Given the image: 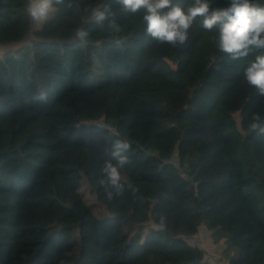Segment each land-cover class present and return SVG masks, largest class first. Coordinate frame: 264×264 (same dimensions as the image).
Returning a JSON list of instances; mask_svg holds the SVG:
<instances>
[{
	"label": "trees",
	"instance_id": "trees-1",
	"mask_svg": "<svg viewBox=\"0 0 264 264\" xmlns=\"http://www.w3.org/2000/svg\"><path fill=\"white\" fill-rule=\"evenodd\" d=\"M29 4L0 0V45L33 34L0 56V264H214L186 239L202 224L229 264H264V174L240 156L249 145L264 173V96L243 78L264 49L233 60L201 18L183 44L158 43L119 0L53 3L33 31ZM117 141L130 148L112 186Z\"/></svg>",
	"mask_w": 264,
	"mask_h": 264
},
{
	"label": "clouds",
	"instance_id": "clouds-1",
	"mask_svg": "<svg viewBox=\"0 0 264 264\" xmlns=\"http://www.w3.org/2000/svg\"><path fill=\"white\" fill-rule=\"evenodd\" d=\"M62 0H30L27 12L33 20L45 18L53 3ZM123 11L130 14L142 12L146 33L158 43L175 46L187 40L188 31L198 18L202 27L211 31L218 27V49L229 54L233 60L248 57L253 48L264 49V5L256 0H227V7H212V0H190L186 7L174 0H119ZM97 19L103 20L104 13L98 12ZM79 35L83 36L84 33ZM243 78L247 84L264 96V54L248 62ZM257 125H253L256 128ZM264 133V127L260 128ZM114 158L118 166L108 163L104 172L107 182L119 185L120 168L128 163L122 155L130 148L127 142L115 143Z\"/></svg>",
	"mask_w": 264,
	"mask_h": 264
},
{
	"label": "rangeland",
	"instance_id": "rangeland-1",
	"mask_svg": "<svg viewBox=\"0 0 264 264\" xmlns=\"http://www.w3.org/2000/svg\"><path fill=\"white\" fill-rule=\"evenodd\" d=\"M55 12V8L51 6L45 18L33 20V31L40 29L47 20L51 19L55 15ZM32 39L33 34L31 33L24 40L0 45V56H5L8 52H16L19 49H23L27 46H30ZM240 156L246 165L249 175L257 174L260 177L264 174L259 164L254 160L249 145L243 143L242 147L240 148ZM173 161L176 163L179 161L177 155L174 156ZM255 190L261 200V203L264 204V189L261 186L256 185ZM80 192L83 195L86 203L92 208L95 215L99 217H105L109 215L106 206L99 202L96 193L88 185V183L85 182L83 184ZM147 227H151L150 229L158 228V226L153 221H150ZM213 233L214 232L209 230L205 224H202L199 228V232L197 233V235L187 237L186 239L192 245L198 246L204 251L205 258L207 261L212 262L214 264H229L227 259L225 258L224 253L227 247L225 241H222L220 244H216L213 240ZM75 237V243L77 244V246L74 252L70 254L69 261H67V263L70 261H75L79 256L80 244L78 231Z\"/></svg>",
	"mask_w": 264,
	"mask_h": 264
}]
</instances>
